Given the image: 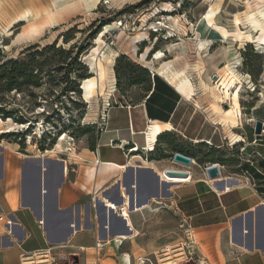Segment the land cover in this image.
Segmentation results:
<instances>
[{"label":"crops","instance_id":"1","mask_svg":"<svg viewBox=\"0 0 264 264\" xmlns=\"http://www.w3.org/2000/svg\"><path fill=\"white\" fill-rule=\"evenodd\" d=\"M222 18L215 16L214 25ZM196 34L201 53L213 58L221 33L201 18ZM118 56L91 145H69L52 157L0 142V264H21L38 253L63 264H128L145 249L169 248L176 232L194 241L210 264H264V107L248 109L263 124L260 135L230 127L228 137L224 113L209 105L199 111L193 91L186 97L170 81L171 67L155 73L163 60L149 67L148 60L130 59L149 76L137 84V73L120 74L117 85ZM231 113L237 121L238 111ZM175 152L191 158V166L172 163ZM234 163L232 175L225 170ZM212 164L220 168L217 182L204 173ZM166 169L189 177L169 179ZM171 213L178 227L173 222L171 234L161 237L160 222Z\"/></svg>","mask_w":264,"mask_h":264},{"label":"rangeland","instance_id":"2","mask_svg":"<svg viewBox=\"0 0 264 264\" xmlns=\"http://www.w3.org/2000/svg\"><path fill=\"white\" fill-rule=\"evenodd\" d=\"M59 2L64 5L55 9ZM259 5L254 0H0V66L11 59L31 63L30 78L25 84H15V90H6L3 86L7 79L16 76L13 68H6L0 74V142L26 147L29 154L39 150L52 157L69 145H90L98 127V114L106 105L108 76L116 55L124 54L128 60L138 63L147 50L151 53L146 57L149 67L156 66L160 60L173 61L169 73L182 71V78L189 81L190 95L193 91L196 96L199 111H205L209 105L212 111L224 113L221 117L228 137L230 127L244 134L253 131L255 119L249 115V106L264 107V54H258L256 43L261 32L251 23L255 18L264 28V21L257 13ZM210 8L215 13L211 23L206 24L205 13ZM26 12L30 15L28 19L22 18ZM53 14L56 26L45 25L46 16ZM215 16L223 17L218 20L220 27L213 23ZM20 18L22 21L15 23ZM201 18L224 39L214 45L213 58L202 54L204 46L201 49L200 42L193 39H199L196 22ZM100 23L105 25L101 32L88 40L87 35ZM33 26L42 29L29 40L24 39ZM66 33L70 41L63 43ZM141 34L147 37L135 44ZM20 36L23 37L20 42L14 43ZM249 38L251 43L246 42ZM180 39L185 45H175ZM52 44L54 50L35 55L31 61L29 54ZM73 44L76 48L72 57L88 44V49L78 56L83 66L87 65L90 76L87 79L97 80L90 102L83 97L82 81L77 79L83 67L58 50H68ZM101 69L105 71L102 78L98 75ZM129 72L123 64L121 77ZM230 72L234 75H229ZM234 110L238 111L237 121L231 115ZM232 166L225 171L233 175L235 163ZM173 222L177 228L178 221L172 213L160 222L161 237L171 234L168 225L171 228ZM204 256L194 241L192 244L176 232L169 248L145 249L140 257L142 263L136 262V255L128 264H210ZM27 257L21 259V264H63L48 253Z\"/></svg>","mask_w":264,"mask_h":264},{"label":"bare ground","instance_id":"3","mask_svg":"<svg viewBox=\"0 0 264 264\" xmlns=\"http://www.w3.org/2000/svg\"><path fill=\"white\" fill-rule=\"evenodd\" d=\"M255 2H257V4H261V5H259V6H257V9H258V11H257V13L259 14V16H260V18L262 19V21H264V0H254ZM62 2V1H61ZM64 5V3H56L55 4V9H59L60 7H62ZM28 12V11H27ZM26 12V13H27ZM214 13H215V11L212 9V8H210L206 13H205V21H206V24H210L211 23V18H212V16L214 15ZM35 17H38V15L36 14L35 15ZM55 17H56V15L55 14H53V15H47L46 16V19H45V22H44V24L45 25H49L50 27H55L56 26V19H55ZM22 18H25V19H28V18H30V15L27 13V14H24L23 16H22ZM59 18V17H58ZM19 21H22L21 20V18L20 19H18V20H16L15 21V23H19ZM37 21V20H36ZM38 22L39 21H37V24H38ZM41 22V21H40ZM252 25H253V27L256 29V30H258V31H260L261 32V34H260V36H259V38L257 39V41H256V43H257V49H258V54H264V28H262L258 23V20H256L255 18H252ZM14 24V23H13ZM36 24V23H35ZM42 29V27H37V26H33V27H31L28 31H27V33H26V35H24L23 37H24V39H30L31 38V35H36V33H39L40 32V30ZM222 34H224L223 32H222ZM22 36H20V37H17L15 40H14V43H18V42H20V39L21 38H23ZM144 37H147V34H141V35H139L137 38H136V40H135V44H137V43H139V42H141L142 40H144V39H142V38H144ZM149 38V37H148ZM247 43H251V41H250V38H249V40H247L246 41ZM140 44V43H139ZM203 45L204 44H202V43H200L199 44V47L201 48V49H203ZM138 47V46H137ZM135 51H136V47H134L133 48V50H132V53L134 54L135 53ZM150 53V51L149 50H147V51H145L144 52V54H142L141 56H140V59H139V61H141V62H144V63H146V61L148 60V59H146V55L147 54H149ZM149 56V55H148ZM177 60V59H176ZM171 65H172V63L171 62H166V61H164V62H162L161 64H160V66H159V68H157L156 69V71H155V73H157V74H161L162 73V71L164 70V69H169L170 67H171ZM110 67V66H109ZM227 69H228V67H226ZM169 72V71H168ZM182 71H178V72H172V74H171V77H169L170 78V81L172 82V81H177V84H176V87H177V89H178V91L180 92V93H182V94H184V95H186V97H190L191 95H190V92H191V90H189V89H187V87H188V84H189V81L188 80H186V79H183L182 78V73H181ZM104 74H105V71H104V69H101L100 70V72H99V76L102 78V77H104ZM229 75H234L232 72H230L229 73ZM237 79V78H236ZM240 83V81L237 79V84H239ZM96 89H97V80L95 81V79H85V80H83L82 81V83H81V90H82V93H83V97L88 101V102H90V100L92 99V97H93V95H94V93H95V91H96ZM152 149L153 148H151V149H148V148H146V150L147 151H152ZM135 151H138V149H133L131 152H135ZM87 171V176H88V178L89 179H91L92 177H93V175H95L94 173H95V169L94 168H89L88 170H86ZM168 178V177H167ZM218 180H216V181H211V182H217ZM109 207H111L112 209H114V206H109ZM123 216H127V214H126V210H125V208H123Z\"/></svg>","mask_w":264,"mask_h":264},{"label":"trees","instance_id":"4","mask_svg":"<svg viewBox=\"0 0 264 264\" xmlns=\"http://www.w3.org/2000/svg\"><path fill=\"white\" fill-rule=\"evenodd\" d=\"M104 24H98V26H94L95 28L93 29V27L91 29H93L88 35V40L94 39L96 37V35L98 33L101 32L102 27H104ZM70 41L69 37H68V33H66L65 35H63V43H68ZM88 44L85 45V47L78 49V51L76 52L75 56L72 57V52L73 50L76 48L75 44H73L70 49L68 50H64V49H58L59 52L63 55L69 56L70 60H72V62L74 64H78L81 67H83L84 71L81 75H79L77 77L78 81H83L87 78H89V72H87V66H83V64L80 62L79 60V56L82 52L86 51ZM55 49V45L52 44L50 46L44 47L43 49H41L40 51H35L34 53L29 54V57L31 59V61L33 62L34 56L35 55H43L44 53L50 51V50H54ZM151 53L147 54L146 57H149L148 55H150ZM124 55V54H123ZM118 56V58H116L115 60V64H114V72H115V76H116V80H117V85H118V75L121 74V67L123 64H125L126 68H129V73L130 75H132L133 73H137L136 77L134 78V82L137 84L142 83V81L144 82L145 78L147 76H149V73L146 69L139 67L138 65H135V63H133L132 61L128 60L125 56ZM129 58V57H128ZM130 59V58H129ZM31 65L30 61H25V60H18V59H11L9 61H7L6 63H4L2 66H0V74H2L4 72V70L6 68H13L16 76L13 78H9L5 81L4 83V87L6 88V90H15L17 89L15 86V84H17V86H20L21 84H25L27 78H30V74L31 71H29V66ZM19 70V72H18ZM18 73V76H17ZM18 82L19 85H18ZM82 83V82H81ZM77 87V86H76ZM78 93L79 92V89ZM1 111V108H0ZM95 139V136L91 142V144L93 143ZM90 144V145H91Z\"/></svg>","mask_w":264,"mask_h":264},{"label":"water","instance_id":"5","mask_svg":"<svg viewBox=\"0 0 264 264\" xmlns=\"http://www.w3.org/2000/svg\"><path fill=\"white\" fill-rule=\"evenodd\" d=\"M87 66V65H86ZM90 74H92L90 72ZM213 80H217V76H213ZM262 122L261 121H256L255 125H254V134L255 135H260L262 132ZM171 161L172 163L176 164V165H180L184 168H189L191 166L192 160L191 158L175 152L172 154L171 157ZM204 173L206 178L209 181H216V180H220L221 178V172H220V168L218 164H212L209 165L207 167L204 168ZM163 175L165 177H168L169 179L172 178H179V179H186L189 177V172L186 170H180V169H166L163 171Z\"/></svg>","mask_w":264,"mask_h":264},{"label":"built area","instance_id":"6","mask_svg":"<svg viewBox=\"0 0 264 264\" xmlns=\"http://www.w3.org/2000/svg\"><path fill=\"white\" fill-rule=\"evenodd\" d=\"M133 149H135V148H133ZM133 149H130V150H133ZM130 150H128V151H130ZM241 173H242V176L245 178V185H247V186H249V187H253V183H252V180H251V178L249 177V175L247 174V172H245V171H241ZM192 244H193V241L192 240H189ZM168 250V249H167ZM25 259H28V257H26ZM141 261H143V259L142 258H137L136 259V262H141ZM142 263V262H141Z\"/></svg>","mask_w":264,"mask_h":264}]
</instances>
